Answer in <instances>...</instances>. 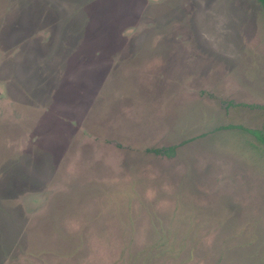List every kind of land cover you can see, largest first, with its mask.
Listing matches in <instances>:
<instances>
[{"label":"rangeland","instance_id":"rangeland-1","mask_svg":"<svg viewBox=\"0 0 264 264\" xmlns=\"http://www.w3.org/2000/svg\"><path fill=\"white\" fill-rule=\"evenodd\" d=\"M253 131L258 0H0V264H264Z\"/></svg>","mask_w":264,"mask_h":264},{"label":"trees","instance_id":"trees-1","mask_svg":"<svg viewBox=\"0 0 264 264\" xmlns=\"http://www.w3.org/2000/svg\"><path fill=\"white\" fill-rule=\"evenodd\" d=\"M258 2L261 4L263 12H264V0H258ZM254 135L256 138H258L262 143H264V136L259 132V131H253ZM174 150V146L166 148V149H153L151 151L155 152V153H165L167 154L168 152Z\"/></svg>","mask_w":264,"mask_h":264},{"label":"crops","instance_id":"crops-1","mask_svg":"<svg viewBox=\"0 0 264 264\" xmlns=\"http://www.w3.org/2000/svg\"><path fill=\"white\" fill-rule=\"evenodd\" d=\"M15 264L16 262H6V263H4V264ZM26 264H32L31 262H26Z\"/></svg>","mask_w":264,"mask_h":264}]
</instances>
